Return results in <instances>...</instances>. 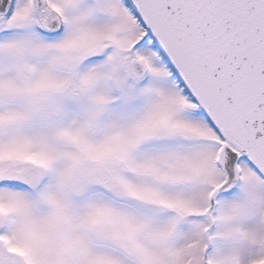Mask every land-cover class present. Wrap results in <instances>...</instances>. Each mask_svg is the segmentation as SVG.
Segmentation results:
<instances>
[{
	"label": "snow or ice",
	"instance_id": "6c2138e0",
	"mask_svg": "<svg viewBox=\"0 0 264 264\" xmlns=\"http://www.w3.org/2000/svg\"><path fill=\"white\" fill-rule=\"evenodd\" d=\"M0 264H264V0H0Z\"/></svg>",
	"mask_w": 264,
	"mask_h": 264
}]
</instances>
